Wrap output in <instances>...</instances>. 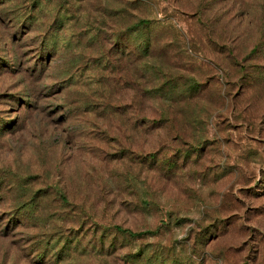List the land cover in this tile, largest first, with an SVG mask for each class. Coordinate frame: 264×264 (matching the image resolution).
<instances>
[{"label":"rangeland","instance_id":"rangeland-1","mask_svg":"<svg viewBox=\"0 0 264 264\" xmlns=\"http://www.w3.org/2000/svg\"><path fill=\"white\" fill-rule=\"evenodd\" d=\"M0 264H264V0H0Z\"/></svg>","mask_w":264,"mask_h":264},{"label":"trees","instance_id":"trees-1","mask_svg":"<svg viewBox=\"0 0 264 264\" xmlns=\"http://www.w3.org/2000/svg\"><path fill=\"white\" fill-rule=\"evenodd\" d=\"M138 23H139V25H147L149 23V21L141 19V20H139ZM115 229L119 232H122L123 234H126L127 236H135L138 234V233H136L130 229H127V228L122 229L118 226H116Z\"/></svg>","mask_w":264,"mask_h":264}]
</instances>
